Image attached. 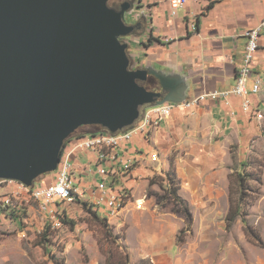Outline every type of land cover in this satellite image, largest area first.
<instances>
[{"label":"crops","instance_id":"0c3cea01","mask_svg":"<svg viewBox=\"0 0 264 264\" xmlns=\"http://www.w3.org/2000/svg\"><path fill=\"white\" fill-rule=\"evenodd\" d=\"M133 5L136 8L135 13L139 14L137 20L141 25L123 41L128 44L127 55L133 62L132 66L180 78L184 101L222 93L234 87L246 43L243 32L264 20V0H198L176 9L174 15L167 0H135ZM131 23L132 19L128 20L127 24L132 25ZM252 66V74L246 85L248 100L254 110L252 113L243 110L242 99L236 96L226 99L206 97L191 110L175 108L157 127L149 129L148 136L134 135L129 143L114 150L121 163H131L126 175L118 171L113 174L115 163L109 159L99 161L93 151L78 150L71 153L69 161L72 166L73 186L77 192L75 202H86L101 220L111 221L122 215L123 211L115 217H108L107 208L100 201L104 191L100 186H104L106 193L123 189L128 196L130 192V205L133 201L139 202L136 210H130L132 214L137 212L142 216V212L148 209L141 208L144 196H135L138 193L136 188L142 185L145 187V182L140 181L139 176L143 171H151L150 167H158V173L164 177L163 182L166 184V174L171 168L177 176L170 155L174 149L184 146L182 136L187 124L194 129L202 125L212 135L222 138V145L228 148L235 145L238 153L264 154V122L258 125L259 121L254 116L255 112H259L264 118V29L258 39V49ZM256 77L260 79V88L257 93H252ZM157 85L158 83L153 86L155 91L159 89ZM89 136V130L72 135L62 155L70 153L77 140ZM151 154L157 155L155 161L150 160ZM243 161H240L237 172L251 167V162ZM176 163L177 168H182L178 160ZM254 172L261 176L260 185L263 189L259 201H264V165H260L259 170ZM231 174L233 173L219 178L182 182L181 189L179 188L181 196L179 191L178 195L185 202L216 198L218 193L227 194L229 197ZM42 177L43 180L34 182L37 183L33 188L53 182V175ZM128 204H125V208ZM172 229L169 228L168 232ZM143 232L147 233V230ZM156 232V238H162V234L167 231L165 228H158ZM149 234L140 237L147 242L136 246L145 250L139 261H145L146 264H264V247L255 248L247 241L237 243L228 240L224 244L220 243L219 256L203 252L198 257L193 253L181 256L174 239L153 240ZM205 243H209L207 248L211 246L209 240L196 241V246L192 244L190 248L204 249ZM129 258V264L137 262L136 257L134 262L131 260L132 256Z\"/></svg>","mask_w":264,"mask_h":264},{"label":"water","instance_id":"95a60500","mask_svg":"<svg viewBox=\"0 0 264 264\" xmlns=\"http://www.w3.org/2000/svg\"><path fill=\"white\" fill-rule=\"evenodd\" d=\"M109 1L0 0V181L30 188L78 128L115 133L145 106L185 100L180 78L130 69L132 5ZM149 76L161 92L140 84Z\"/></svg>","mask_w":264,"mask_h":264},{"label":"rangeland","instance_id":"374dc122","mask_svg":"<svg viewBox=\"0 0 264 264\" xmlns=\"http://www.w3.org/2000/svg\"><path fill=\"white\" fill-rule=\"evenodd\" d=\"M124 2L131 3L130 0H110L108 6L119 9ZM128 20L130 19L127 14L126 23ZM124 38L121 39L122 42L126 40ZM132 63L130 59V69L136 70ZM263 122L264 118L258 125H262ZM203 128L201 125L194 129L187 124L182 136L184 146L174 149L170 155L177 174L176 183L180 189L182 182L219 178L231 172L236 173L242 160L251 162L247 172H252L256 177L257 173L254 171H258L260 165H264V154L238 153L235 145L229 148L222 145V138L212 135ZM87 130H91L89 126H83L72 135L76 136ZM176 160L182 164V168L176 167ZM191 164L194 166L190 167ZM150 168L153 173L143 171L139 176L140 181L145 182V187L142 185L136 188L138 193L135 194L136 198L144 196L141 208L146 207L148 211L142 212L144 213L142 216L137 212L132 214L130 210L137 208L139 202L133 201L130 205L132 199L129 192L126 203L128 204L130 200L131 202L124 207L121 217L106 221L107 227L96 221L79 203L52 204L50 207L52 213H44L32 198L31 190H25L16 183H0V264H125V255L128 256L126 264H129V256H132L133 262L136 257L137 262L133 264H146L145 261H139L143 258L145 250L136 246L147 242L145 238L142 240L140 237L148 233L152 235L153 240L174 239L180 248L181 256L193 253L198 257L199 254L203 255L200 252L215 253L214 255L219 256L221 251L219 244H224L228 240L237 243L247 241L255 248L264 247V201H259L263 187L255 180L248 182L250 191L247 199L254 196L258 199L248 208V215L243 216V220L252 227L259 241L243 232L245 224L241 219L236 220L231 231L225 228L224 220L229 200L224 193H218L216 198L203 201H187L191 214V221L188 222L182 207L166 195V183L163 182L164 177L158 173V167ZM42 178L40 176L35 181H41ZM179 195L181 196L180 190ZM6 200H9L8 204ZM12 211L19 213L20 223L10 218ZM63 213L75 223L73 229L58 221ZM158 228H165L167 231L162 234V238H156ZM169 228L173 229L168 232ZM145 230L147 233L143 232ZM43 232L47 233L45 237L49 240L47 243L42 239ZM208 240L211 241L208 248L209 243H205L204 249L190 248L192 244L196 246V241ZM135 247L137 249L133 251Z\"/></svg>","mask_w":264,"mask_h":264},{"label":"built area","instance_id":"2783aa9c","mask_svg":"<svg viewBox=\"0 0 264 264\" xmlns=\"http://www.w3.org/2000/svg\"><path fill=\"white\" fill-rule=\"evenodd\" d=\"M171 6L172 15L175 14V10L178 8H183L189 2H197L198 0H167ZM264 29V20H262L256 27L247 29L243 32L246 43L243 53V59L241 67L239 68L236 76V83L234 87L222 93H213L210 96H201L193 98L189 101H183L182 103H171L167 102L160 106H146L140 111L138 119L134 123L124 129H121L115 133L109 131H104L100 134L93 136L81 138L77 140L71 147L70 153L61 154L60 162L53 175V182L46 186H41L38 188L25 187L24 185L14 182V181H0L7 183H16L25 190H31L32 198L37 202L39 209L44 213H52L50 207L52 204H70L76 200V188L73 186L72 180V166L70 164L69 158L70 154L78 150H89L96 153L99 161H110L115 163L112 173L116 174L117 171L120 174L126 175L130 170L131 163H121L114 150L120 146H123L132 139L134 135L148 136L149 129L152 127H157L160 122L165 120L172 110L181 107L185 110H191L199 102L203 101L206 97L211 98H222L226 99L229 96H236L242 99V108L247 113H252L254 110L251 107V103L248 100V92L246 90L247 82L252 74V65L254 61L255 54L258 49V39L261 31ZM260 79L255 78L252 93H257L259 91ZM255 118L260 121L263 119L262 113L255 112ZM157 159L156 154L150 155V160L155 161ZM121 166H120V165ZM101 190H104L103 197L100 201L104 202L108 217L117 216L125 207L128 194L123 189L119 191L108 192L105 190L104 186H100ZM106 191V192H105ZM9 203V200H6ZM59 223V222H58Z\"/></svg>","mask_w":264,"mask_h":264},{"label":"trees","instance_id":"16d2710c","mask_svg":"<svg viewBox=\"0 0 264 264\" xmlns=\"http://www.w3.org/2000/svg\"><path fill=\"white\" fill-rule=\"evenodd\" d=\"M158 81L154 77H148L147 81L144 83H140L145 89L148 91H155L153 86L156 85ZM159 85V83H158ZM157 85V86H158ZM81 128V127H80ZM91 130H89V134L91 136L100 134L104 132L105 130L100 127V126H89ZM79 129V128H78ZM77 129V130H78ZM72 136V135H71ZM70 136V137H71ZM69 137V138H70ZM69 138L64 141L63 146H62V151L65 148L66 143L68 142ZM48 175V174H46ZM51 175V174H50ZM256 177L253 176L252 172H247V169H244L242 172H236L233 173L229 176V181H230V186H229V197H228V211L225 215V228L227 230H230V228L234 225L237 219H241L242 222L245 224V227L243 228L244 233L249 236L251 235L254 240L259 241L257 234L255 233L254 230H252L251 226L246 224V222L243 220V216L248 215V208L253 205L255 200L257 199V196L252 197L251 199H247L248 196V182L250 180H255L259 185L261 184V176L259 174L255 175ZM166 195L171 198L176 204H179L182 207V212L185 216V218L189 221H191V214L189 210V206L187 202H185L179 195V186H177L176 183V176L171 168V170L166 174ZM234 195H237L236 197ZM246 196V199H245ZM81 207L88 213L90 214L96 221H98L100 224L103 226L107 227V224L104 220H101L99 216L96 214V212H93L92 209L88 206L86 202H78ZM10 218L15 221L20 223L21 217L19 216V213L16 211H12L10 213ZM58 221L62 223L65 226H69L70 229H73L75 226V223L68 219L65 213H63L62 216H59ZM104 231L105 228H104ZM107 233V231H106ZM47 233L43 232L42 234V239L46 243L49 241L48 239H45ZM260 243V242H259ZM127 255H125V262L127 263ZM125 263V264H126Z\"/></svg>","mask_w":264,"mask_h":264},{"label":"flooded vegetation","instance_id":"af4514ba","mask_svg":"<svg viewBox=\"0 0 264 264\" xmlns=\"http://www.w3.org/2000/svg\"><path fill=\"white\" fill-rule=\"evenodd\" d=\"M133 1H135V0H130V2L132 3H130L132 6H131V12H130V14H129V19H132V25L134 26V31L135 30H137L138 28H140V21L139 20H137V17L139 16V14L138 13H135L136 12V8L134 7V5H133ZM134 13V14H133ZM136 17V18H135ZM139 21V22H138ZM134 22H136V23H134ZM125 39V38H124ZM157 92H161V89L159 88L158 90H157Z\"/></svg>","mask_w":264,"mask_h":264}]
</instances>
